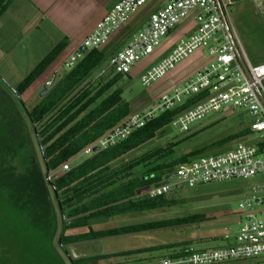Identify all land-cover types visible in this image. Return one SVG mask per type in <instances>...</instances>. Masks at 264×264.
I'll return each instance as SVG.
<instances>
[{
	"label": "trees",
	"instance_id": "trees-1",
	"mask_svg": "<svg viewBox=\"0 0 264 264\" xmlns=\"http://www.w3.org/2000/svg\"><path fill=\"white\" fill-rule=\"evenodd\" d=\"M9 3L10 0H0V15ZM131 31V27L122 31L115 37V44L120 45ZM61 48L62 45H56L14 87L0 82V264H64L54 250L55 237L58 250L70 264H91L104 255L69 259L66 246L189 222L185 218L99 231L91 229V224L102 226L114 217L175 205L176 201L171 198L174 193L153 199L138 193L158 183L176 164L201 154L204 149L168 160L170 146H167L122 166L114 164L150 142L198 97L185 98L181 104L133 131L125 140L77 161L86 148L131 113L121 98L123 90L115 87L121 78L129 77L107 74L109 76L99 77H107L99 89L81 86L86 77L112 54L111 51L106 55L107 51L102 48L91 50L73 69L64 72L52 88L46 89L39 103L27 111L20 100L21 94L44 72ZM247 134L248 130L244 129L212 146ZM66 164L69 165L67 169L61 170ZM139 166L147 168L146 179H128L130 172ZM46 177L50 179L46 181ZM74 219L77 220L67 223ZM76 229L86 232L71 234ZM169 249L172 251L164 258L177 256L184 248Z\"/></svg>",
	"mask_w": 264,
	"mask_h": 264
},
{
	"label": "built area",
	"instance_id": "built-area-1",
	"mask_svg": "<svg viewBox=\"0 0 264 264\" xmlns=\"http://www.w3.org/2000/svg\"><path fill=\"white\" fill-rule=\"evenodd\" d=\"M146 1L119 0L64 58L61 68L70 71L88 51L105 47L124 30L129 16ZM232 3V0L167 1L147 16L145 25L109 56L105 68L99 72L98 77L118 74L130 78L133 68L149 60L168 35L183 24L190 26L191 33L186 38L176 39L168 55L147 69V66L140 69L139 83L148 87L166 77L180 62L195 55L196 61L201 62L184 79L170 80L158 95L149 97L147 105L107 131L86 148L82 156H90L94 149L100 151L114 146L159 114L181 104L185 98L193 97L198 100L169 124L179 134L187 133L193 123L213 112L238 110L249 117L246 137L256 138L254 143L238 141L225 152L178 163L158 183L138 193L153 199L180 188L193 190L231 180H255L258 183L237 204L236 230L230 242L211 250L183 249L181 254L163 258L159 264H264V64L250 66L229 32L240 62L237 60L221 18L222 14L226 23V10ZM204 50L206 57L202 55ZM50 85V81H45L43 88ZM66 169L67 165L61 167V170ZM169 174L173 177L165 180ZM45 179L49 180L48 177ZM228 238L229 230L224 239Z\"/></svg>",
	"mask_w": 264,
	"mask_h": 264
},
{
	"label": "rangeland",
	"instance_id": "rangeland-1",
	"mask_svg": "<svg viewBox=\"0 0 264 264\" xmlns=\"http://www.w3.org/2000/svg\"><path fill=\"white\" fill-rule=\"evenodd\" d=\"M162 1L163 0H147L142 7L129 16L124 30L128 27L135 26H137L138 29L142 28L145 24L141 21L140 23L139 20L143 14L156 9ZM263 3L264 0H234L233 4L226 10V23L228 30L231 33V36L235 39L240 54L244 56L250 66L264 64ZM139 23L140 25H138ZM125 39L126 38H124L123 41ZM115 40L116 38L111 39L106 47L102 48V51H107L106 55L111 51V53H113L122 47L120 45H122L123 41L120 45L118 44V46L115 44ZM202 55H204V57L207 56L206 50L202 52ZM107 58L97 69H94L92 73L86 77L81 83V86L88 88L92 87V89L97 87L99 89V87L105 83L104 80L107 77L105 79H99L98 76L100 70L105 68ZM62 61L59 63L61 64ZM60 64L58 66H60ZM49 70L43 72L42 75L38 77L40 81H43L44 79L45 81L51 82V85L47 89L52 88L65 74L64 72H66V70L62 68H58L57 71L55 70L56 72L50 73ZM45 75L48 77L45 78ZM0 82L2 81L0 80ZM164 82V79H161L151 83L148 87H144L140 85L138 77L127 79L121 78V80L115 84V87H120L123 90L121 98L128 104L130 112L133 113L149 103V97H155L168 85L164 84ZM38 94L39 93H34L31 95V93H27L23 99L20 98L27 111L39 103L41 98H38ZM249 122V117L245 112L233 110L227 113L222 111L213 112L205 116L202 120L193 123L190 126L189 131L183 134H179L175 129L168 125L160 132L156 133L155 137L150 142L131 151L116 161L114 165H116V167L122 166L152 150H163L167 146H170V155L166 159L175 160L189 152L199 149L204 150H202L201 154L188 159L225 152L238 141L254 143L256 140L255 137L250 136L247 138L246 136H243L225 143H219L214 147L212 146L216 142L226 139L228 136H232L247 129ZM84 157H79L77 161ZM66 165L67 167L69 166L68 164ZM146 170L147 168L139 166L130 172L128 179L140 180L142 178V180H144L146 179ZM174 181L175 180H173V182ZM255 184H258L255 180H231L216 184L203 185L192 191L180 188L175 190L174 194L172 193L173 196L171 198L176 201L174 206L148 211L147 213L114 217L110 219L108 223L101 224L102 226L91 224V229L93 231H99L127 226L130 224H140L142 222L149 223L172 219L183 220L185 218L189 220L185 225L180 224L171 228L114 236L109 237L110 239L104 238L105 240L101 239L99 241L100 244H102L101 250L104 254L108 251V245L106 242L109 245H114V249H119L121 251L144 246L140 249V251L142 250L143 252L105 255L104 258L94 261L91 264H121L128 261L137 264V262L144 263L147 260H155L158 262L165 257V254L172 251L169 249L170 247L175 248V246L193 250H211L223 247L230 242L232 236L235 235L236 227L234 226V218L238 202L247 197L250 188L254 187ZM228 230L230 238L224 239L226 231ZM85 232V229H76L73 230L71 234H82ZM66 234H68V232ZM55 238L53 239L54 250L57 251L64 264H70L66 256L58 250ZM164 247H167L168 249L166 251H152V249ZM66 254L69 256L67 250Z\"/></svg>",
	"mask_w": 264,
	"mask_h": 264
},
{
	"label": "crops",
	"instance_id": "crops-1",
	"mask_svg": "<svg viewBox=\"0 0 264 264\" xmlns=\"http://www.w3.org/2000/svg\"><path fill=\"white\" fill-rule=\"evenodd\" d=\"M118 1L119 0H10L7 8L0 15V80L9 88L14 87L56 45H62L58 55L45 70L47 71L50 69L49 73L56 72L58 68H61L59 62L73 50V48L91 31L94 24ZM167 1L169 0H163L156 9L144 13L139 22L141 21L145 24L147 16L158 10L163 3L165 4ZM232 2H234V0H232ZM140 23L138 25H140ZM131 28L132 31L126 37L124 45L129 40L132 33L138 29L137 26ZM189 29H191L189 25L183 24L171 32L162 42V46L154 52L149 60L143 61L133 68L130 78L138 77L140 73L138 71L140 69L142 70L145 66H147V69L161 58L168 55L171 49L170 46L176 42V39L186 38L191 33ZM196 60L197 56L195 55L180 62V64L164 77V84L167 85L170 79L179 81L187 77L200 65L201 62H197ZM59 64L60 66H58ZM45 76V78H47L49 74ZM44 81V79L40 81L37 78L21 94L20 98L23 99L27 93H31V95L39 93L43 89ZM81 244L87 245L88 247L90 246L96 252L95 255L91 256L136 252L144 247L138 246L121 251L119 249H114V245H109L106 242L108 251L104 254L102 253V244H100L99 240ZM71 246H73V244L66 246V248ZM144 263L159 264V261L147 260ZM144 263L137 262V264ZM121 264L135 263L128 261Z\"/></svg>",
	"mask_w": 264,
	"mask_h": 264
},
{
	"label": "water",
	"instance_id": "water-1",
	"mask_svg": "<svg viewBox=\"0 0 264 264\" xmlns=\"http://www.w3.org/2000/svg\"><path fill=\"white\" fill-rule=\"evenodd\" d=\"M262 6L264 7V3L262 4ZM221 18H222V21L224 23L226 34L230 38V33H229L228 27H227V25L225 23V20H224V17L222 16V14H221ZM230 44L233 46V48L235 50V46H234L231 38H230ZM235 53H236L237 60L240 62V59H239V56H238L236 50H235ZM46 91L47 90L45 88H43L39 92L38 98H42L43 95L46 93ZM96 151L97 150L94 149L92 152H96ZM45 173H47V172H45ZM52 177H54V176H52ZM172 177H173V174H169V175L165 176L164 179L166 180V179H170ZM61 220H63L62 216H61ZM76 220L77 219H74V220H71V221H69L67 223H70V222H73V221H76ZM66 250L69 253V256H68L69 259H77V258H81V257H89L91 255H95L96 254V252L90 246L88 247L87 245H82L81 243L73 244V246L66 248Z\"/></svg>",
	"mask_w": 264,
	"mask_h": 264
}]
</instances>
